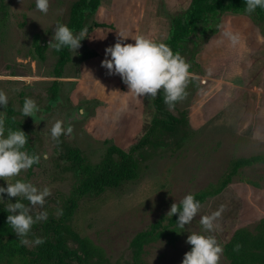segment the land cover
<instances>
[{"label":"rangeland","instance_id":"rangeland-1","mask_svg":"<svg viewBox=\"0 0 264 264\" xmlns=\"http://www.w3.org/2000/svg\"><path fill=\"white\" fill-rule=\"evenodd\" d=\"M75 1L49 0L48 11L43 13L36 8L35 0H0V90L9 100L6 107L0 106V119L5 121L8 107H14L16 118L30 137L29 153L41 156L38 164L5 179L31 181L51 190L43 207L38 205L33 210V215L47 211L48 218L32 226L27 244L30 249L38 245L33 242L36 237L50 236L49 222L61 217L78 183L61 147L78 149L86 161L98 163L111 146L128 152L146 134L155 116V97L128 92L120 75L109 74L101 66L105 49L117 42V31L131 36L125 43H134L132 37L137 35L165 42L172 18L191 3L101 0V7L85 27L88 38L77 52L70 50V60L60 70L55 49L49 47L42 60L36 48L49 45L55 25L67 23ZM94 22L108 27L97 28ZM226 29L239 33L237 46H231L223 36ZM187 47L194 45L189 43ZM186 51L180 54L184 59L188 57ZM196 60L203 75H195L196 89L179 104L180 110L189 113L187 140L177 147L183 136L180 125L175 135L146 147L142 159L136 155L141 161L139 179L79 201L71 225L104 249L106 264H181L192 247L186 242L187 236L201 231V216L221 206L216 221L219 229L214 235L223 248L236 230H254L264 219V164H259L241 170L223 193L201 205L184 229L177 228L173 234L145 245L139 258L133 257L130 244L134 236L167 215L174 202L179 204L186 194L217 183L234 159L264 155L262 27L247 16L227 13L220 31L201 48ZM25 97L38 105L34 117L21 112ZM174 114L179 116L178 111ZM57 121L72 128L71 133L61 135L59 143L50 134ZM0 186L7 187V181L0 178ZM3 196L2 206L16 202V197L8 201V194ZM219 264H230L223 253Z\"/></svg>","mask_w":264,"mask_h":264},{"label":"trees","instance_id":"trees-1","mask_svg":"<svg viewBox=\"0 0 264 264\" xmlns=\"http://www.w3.org/2000/svg\"><path fill=\"white\" fill-rule=\"evenodd\" d=\"M101 7V0H76L73 2L66 25L78 33L93 19ZM244 0H191L190 6L180 15L171 20V30L166 43L173 52L182 53L187 49V59L190 71L195 75H203L202 67L196 57L201 48L220 31L222 18L227 13L243 15L260 25L264 32V9H257L248 14L244 11ZM94 26L108 27L107 24L94 22ZM193 38H196L193 39ZM193 43L194 47L188 48ZM48 45H37L36 52L42 60L46 59ZM56 51V50H55ZM60 70L70 60L68 48L57 52ZM94 56H96L94 54ZM59 76L58 74H56ZM197 79H192L187 86V98L197 87ZM184 98V99H185ZM183 99V100H184ZM182 101V100H181ZM176 103L173 110H169L163 101V95L158 94L153 102L155 116L151 125L141 138L128 152L116 146H111L98 163L86 161L83 153L67 145L62 146L61 154L69 163L68 169L74 172L77 185L73 194L67 200L61 217L53 218L49 222L50 236L44 243L35 248L22 245L7 224L6 207L0 205V263L7 264H106L108 257L104 249L96 245L90 238L81 236L71 225L72 217L79 206V201L85 197L100 196L108 189H118L123 185L136 181L140 177L143 150L154 142L163 141L164 137L175 135L177 128L183 127V136L177 142V147L187 140L190 135L189 113L187 109L180 110ZM179 112V116L174 114ZM8 117L5 119V129L21 128L30 140L25 126L16 118V110L9 106ZM25 148L32 150L30 141ZM62 157V156H61ZM264 164V155L241 157L231 161L228 171L221 179L204 189L193 193L196 199L205 204L210 199L219 196L234 182L240 171L255 165ZM179 205V204H178ZM179 213L172 216H162L148 229L138 232L131 241L133 257L138 259L145 245L177 231L176 220ZM239 244L238 251L234 250ZM223 254L230 264H264V219L260 220L254 230L240 228L234 232L231 239L224 245Z\"/></svg>","mask_w":264,"mask_h":264},{"label":"clouds","instance_id":"clouds-1","mask_svg":"<svg viewBox=\"0 0 264 264\" xmlns=\"http://www.w3.org/2000/svg\"><path fill=\"white\" fill-rule=\"evenodd\" d=\"M244 11L248 14L255 12L258 8L264 9V0H244ZM36 8L47 13L49 0H35ZM88 29L83 28L78 33L74 32L64 23L55 25L54 35L48 47L60 52L64 48L77 50L81 47V42L88 38ZM117 42L105 49V59L101 61V66L105 67L109 74H118L123 82L128 86L129 91L135 93L137 97L148 95L156 97L163 95V101L171 111L178 101L187 96V86L190 80L195 79V74L190 71V64L180 55L162 41H155L145 35L132 37L134 43H125L131 36H127L123 31H117ZM223 36L227 38L231 46L235 47L240 42V35L231 30H224ZM30 83V78H27ZM9 103L7 94L0 90V106L6 107ZM39 110L36 101L25 97L21 112L27 117H34ZM72 128L62 126L61 121L54 123L50 130L53 140L60 142L61 135L71 133ZM28 135L21 129H5V122L0 119V178L7 181V187L0 186V203L4 202V193L8 194L9 200L16 197V202L12 201L6 205L7 224L11 226L22 245L29 243L28 237L32 226L39 221L48 218L47 211H40L33 215L36 206H41L46 202V198L51 195L48 187L39 188L31 181L16 179L8 182L5 178L19 176L23 170L38 164L41 156L36 153H29L25 148L28 143ZM47 158V154H44ZM27 201V204L24 203ZM201 208V202L191 193L186 194L179 205L174 202L167 216L179 213L176 220L177 227L184 229L190 224ZM220 210L204 215L200 218L201 231L191 232L187 236L186 242L192 247L184 254L181 264H219L223 246L217 241L214 232L219 229L217 219L221 215ZM181 233V232H178ZM35 244L44 243L43 238L36 237ZM240 245L237 244L234 250L238 251Z\"/></svg>","mask_w":264,"mask_h":264}]
</instances>
